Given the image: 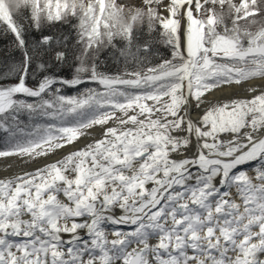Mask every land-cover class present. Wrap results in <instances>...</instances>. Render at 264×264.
Returning a JSON list of instances; mask_svg holds the SVG:
<instances>
[{
	"label": "snow or ice",
	"instance_id": "1",
	"mask_svg": "<svg viewBox=\"0 0 264 264\" xmlns=\"http://www.w3.org/2000/svg\"><path fill=\"white\" fill-rule=\"evenodd\" d=\"M261 5L0 8L23 54L9 66L15 83L0 76V159L34 165L0 178V264H264V83H251L264 81V26L239 27L264 14ZM64 24L76 46L46 34ZM137 26L152 39L141 41ZM157 36L170 51L152 64ZM105 49L125 70L102 68ZM245 86V98L215 97Z\"/></svg>",
	"mask_w": 264,
	"mask_h": 264
},
{
	"label": "trees",
	"instance_id": "2",
	"mask_svg": "<svg viewBox=\"0 0 264 264\" xmlns=\"http://www.w3.org/2000/svg\"><path fill=\"white\" fill-rule=\"evenodd\" d=\"M16 2V0H9L8 9H10L12 12L17 11L15 8ZM21 16H23V14H21ZM224 16V22L226 24L231 25V16L229 17L226 12L224 13ZM20 22L25 23L26 25L29 23V21H27L26 19H21ZM72 23H75V21L73 20ZM257 26H260V20L258 16L255 18L254 21L252 19L239 21V27L242 31H250L252 29V31L250 32H253L258 28ZM137 27L140 28V26ZM140 30L142 33L140 35L141 41H143L144 39H152L151 35L144 34L145 30H143L142 28H140ZM46 34H55L57 38L67 36L70 45L76 46V31L71 26V24L58 25L55 28L47 29ZM38 35L39 34L35 32L34 29L29 28L28 33L26 34V38L30 40H35L38 38ZM123 47L124 42L118 41L117 48ZM169 51L170 49H167L166 46L163 44L161 38L157 36L153 45V55L149 56L148 59L152 64L158 63L162 57L168 56ZM22 55V52L15 47L13 35L10 32L5 33L3 25H0V76H2L3 73L8 71L10 77L8 81L15 80L14 74L9 71V66L19 63L22 58ZM99 59L100 61L104 62V64H102V68L104 69H111V71L113 72L125 70L123 59L120 58L119 55L112 49H105L104 51L102 50L99 55ZM131 63L132 61H129V64ZM59 70L60 69H57V71ZM38 77L39 71H37L35 76L32 77V80L29 82V84L32 85V82ZM21 120L24 121L25 124L30 123L26 116L22 115ZM4 139L5 134L3 132H0V142H3Z\"/></svg>",
	"mask_w": 264,
	"mask_h": 264
},
{
	"label": "bare ground",
	"instance_id": "3",
	"mask_svg": "<svg viewBox=\"0 0 264 264\" xmlns=\"http://www.w3.org/2000/svg\"><path fill=\"white\" fill-rule=\"evenodd\" d=\"M256 87H259L261 83H264V81H261L260 79H254L251 82ZM248 95H250L249 91H247V86L243 88H234V89H225L221 92H216L215 97L217 98H223L227 96H233L234 98H245ZM212 99V97H210ZM198 115V113H193V116L195 117ZM34 165H32L30 162L28 164H25L21 161H8L5 162L2 159H0V178L10 177L14 174H22V171L32 170ZM248 175L254 176L255 171L254 168L247 169Z\"/></svg>",
	"mask_w": 264,
	"mask_h": 264
},
{
	"label": "rangeland",
	"instance_id": "4",
	"mask_svg": "<svg viewBox=\"0 0 264 264\" xmlns=\"http://www.w3.org/2000/svg\"><path fill=\"white\" fill-rule=\"evenodd\" d=\"M17 1V0H16ZM86 2H87V0H86ZM113 2L114 3H116L117 5H120V4H126V3H130L131 2V0H113ZM232 2L233 3H239V0H232ZM107 3H108V0H105V4L107 5ZM8 5H9V0H0V8H3L4 10H9L8 9ZM261 8H262V10H264L263 8H264V5H261ZM225 12L228 14V16L230 17L231 15L227 12V10H225ZM259 17V20H260V26H257L258 28L255 30V31H253V32H256V31H258L262 26H264V14H262V15H260V16H258ZM126 18L125 17H123V16H121V18H120V22L121 23H124V22H128V21H126L125 20ZM262 24V25H261ZM254 28V27H253ZM250 31H252V29L250 30ZM250 31H248V32H250ZM16 82V80H13V81H7V83H15ZM31 86V85H30Z\"/></svg>",
	"mask_w": 264,
	"mask_h": 264
}]
</instances>
